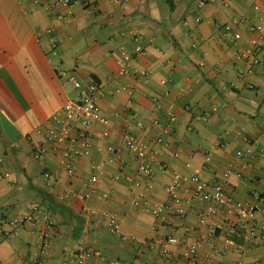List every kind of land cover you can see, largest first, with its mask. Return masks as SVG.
<instances>
[{"label":"crops","instance_id":"0c3cea01","mask_svg":"<svg viewBox=\"0 0 264 264\" xmlns=\"http://www.w3.org/2000/svg\"><path fill=\"white\" fill-rule=\"evenodd\" d=\"M115 1L93 0L91 10L82 4L59 7L57 13L67 19L58 21L34 0H0V215L23 217L36 209L38 221L36 228L17 235L0 232V264H62L81 247L104 255L85 264H188L135 242L166 236L181 237L186 244L200 241L202 255L213 254L224 264L264 259V208L255 225L221 214L208 228L200 223L198 201L185 218L170 215L167 224L133 205V188L125 177H142L123 139L128 130L160 151L166 171H156L159 181L149 193L152 204L168 202L165 185L177 172L222 183L235 200L256 204L264 184V158L257 156L264 146V67L253 66L241 54L257 38L252 28L264 23V0H216L205 8H199L200 0H129L122 6ZM227 24L238 32L236 39L224 32ZM48 31L58 41L57 57L50 55ZM134 33L145 49L135 68L147 72L148 79H127L132 94L100 99L109 124L91 128L94 149L89 157L75 160L70 177L46 138L50 119L67 101L79 98L71 75L84 86L117 78L122 53L135 47ZM169 112L176 115L174 122L167 120ZM203 112L211 113L207 122L198 118ZM154 119L172 128L163 145L155 143L161 127ZM75 128L76 133L79 126ZM107 129L111 137L104 141ZM178 142L184 145L179 155ZM107 145L121 152L109 153ZM207 151L213 152L209 161ZM239 153L248 154L250 163L240 162L236 173L226 176ZM93 163L101 172L93 170ZM45 172L56 176V185L44 178ZM95 174L97 193L87 186ZM69 189L85 192L88 200H62ZM104 193L111 195L107 204ZM84 205L116 213L121 235L109 234L101 215L84 214ZM44 233L51 238L46 251Z\"/></svg>","mask_w":264,"mask_h":264},{"label":"built area","instance_id":"2783aa9c","mask_svg":"<svg viewBox=\"0 0 264 264\" xmlns=\"http://www.w3.org/2000/svg\"><path fill=\"white\" fill-rule=\"evenodd\" d=\"M40 3L38 0H34ZM129 0H116L118 5H125ZM216 0H200L199 8H205L208 5L214 4ZM41 7L53 16L58 21H64L67 16L57 13L59 7L71 8L76 4H82L84 9L91 10L93 7V0H45L40 3ZM197 23L201 22V18L196 19ZM188 25V23H186ZM224 32L236 39L238 32L227 24L223 26ZM252 31L256 33L257 38L251 40L250 46L245 49L241 56L242 59L250 61L253 66L264 67V23L253 27ZM48 37L51 42L50 55L57 57L59 53V44L52 31H48ZM135 47L130 53H122L118 61V74L117 78L111 79L105 83H92L84 86L73 75L69 80L74 84L76 90L79 91V98L69 100L65 103L62 110L54 114L50 119V126L46 129V138L51 144L54 153L58 157L61 168L72 177L75 174V160L78 158L89 157L94 149L92 142L91 128L99 123L103 126H108L109 120L101 114L99 101L105 96H114L127 91L132 94L130 82L126 83L127 79H132L133 82H143L148 79L149 74L145 71H140L135 68V60L145 54V49L142 44V39L139 35L134 33ZM62 76H67V73L62 71ZM157 110H161V106L157 99L155 100ZM211 117V113L203 112L198 118L201 121L207 122ZM167 120L171 123L176 120L174 113L166 114ZM154 125L161 127V132L155 138L157 145L166 143V139L172 136V128L170 124L163 125L159 119H154ZM140 127L144 124L140 122ZM75 126H79L78 131L75 133ZM111 137L109 129L103 132L102 138L104 141ZM123 139L125 147L129 150L135 160L139 163V175L141 179H133L132 177H125V181L132 185L133 198L131 203L133 205L142 206L143 209L156 216L163 224L169 222L170 215H175L179 218H185L188 210L192 209L195 201L201 203L199 218L203 226L210 228V222L213 218L225 214L227 216H235L243 223H252L255 225L257 215L264 208V184L261 185L260 191L257 194V203H242L234 199V197L226 191L224 184L219 182H205L200 178L189 175L187 173L177 172L172 178L171 182L165 185V192L168 196V202L165 204L156 203L152 204L149 193L154 183L159 181L156 171L164 173L166 167L160 159V151L157 148L150 146L149 143L139 139L132 132L125 130L123 132ZM106 150L109 153L119 154L121 151L107 145ZM184 151L182 142L176 143V154L179 155ZM43 149L38 151L40 157H43ZM212 151L205 152L204 156L207 161L212 158ZM259 158H264V146L258 150ZM251 157L245 153L237 154L236 161L230 163L226 169V176H230L239 168L240 162L250 163ZM250 166V164L248 165ZM189 165L186 168L189 169ZM92 168L94 171L101 172L98 164L93 163ZM9 176L8 174L6 175ZM44 178L47 181L56 185V176L51 172H45ZM99 176L93 175L90 182L87 184L93 193H97V182ZM143 179V180H142ZM185 194V195H184ZM109 193L102 194V199L105 204L110 200ZM60 198L64 201L71 199H78L85 203L89 195L83 191L66 190L61 194ZM36 209L33 213L23 217H9L0 215V232L6 236L17 235L22 229H34L38 225L36 217ZM82 212L88 216L101 215L105 230L111 235H121L122 221L116 214L106 210L97 211L91 209L86 205L83 206ZM255 227H253L252 231ZM212 236V231H209ZM190 234V231H187ZM43 250L46 251L51 246V238L44 233L41 237ZM139 246H148L150 249L155 250L158 255L168 260L182 259L188 264H224L217 262L215 255H202L201 242L196 241L191 244L184 243L181 237L166 236L155 240L140 241L135 240ZM179 248H183L180 252ZM240 252L243 251V246L239 247ZM104 259L101 251L94 250L87 247H81L71 259L64 261L62 264H85V260L89 258ZM118 264V263H115ZM252 264H264V259L256 261Z\"/></svg>","mask_w":264,"mask_h":264}]
</instances>
